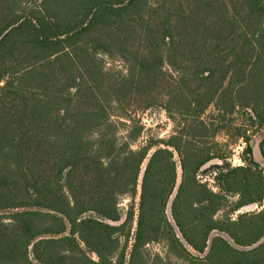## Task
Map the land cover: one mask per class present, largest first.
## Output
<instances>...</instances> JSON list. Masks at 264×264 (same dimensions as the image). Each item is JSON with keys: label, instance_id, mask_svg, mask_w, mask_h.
Masks as SVG:
<instances>
[{"label": "trees", "instance_id": "obj_1", "mask_svg": "<svg viewBox=\"0 0 264 264\" xmlns=\"http://www.w3.org/2000/svg\"><path fill=\"white\" fill-rule=\"evenodd\" d=\"M263 127L264 0H0V264H264Z\"/></svg>", "mask_w": 264, "mask_h": 264}, {"label": "rangeland", "instance_id": "obj_2", "mask_svg": "<svg viewBox=\"0 0 264 264\" xmlns=\"http://www.w3.org/2000/svg\"><path fill=\"white\" fill-rule=\"evenodd\" d=\"M106 65L108 67H113L112 69L123 70L124 64L120 60L106 59ZM143 125L144 132L141 139L136 142L133 147H137L139 144L145 143L150 139L167 138L172 132L174 123L167 115L166 111L158 106L151 107L145 110H140L137 115ZM264 139V127L260 129L251 139V144L253 146V158L259 162L260 166L264 170V147H261V141ZM245 147V142L240 140L237 142L232 149L231 154L226 159L214 158L207 162L199 171V177L203 181H207L213 189L217 190V181L215 177L220 172V170H226L231 166L243 165L246 161L243 159L244 156L249 157V154H244L243 149ZM181 177V169L178 168V180ZM127 200L124 199L122 206L126 207ZM264 204V200H263ZM258 203H252L236 211L233 216H236L241 212H252L261 209ZM150 253L154 256L160 253L161 255L167 257L166 248L161 244H151L149 246ZM175 262V260H174ZM174 264V263H172ZM178 264V263H177Z\"/></svg>", "mask_w": 264, "mask_h": 264}, {"label": "water", "instance_id": "obj_3", "mask_svg": "<svg viewBox=\"0 0 264 264\" xmlns=\"http://www.w3.org/2000/svg\"><path fill=\"white\" fill-rule=\"evenodd\" d=\"M261 241H262V240L258 241V242L256 243V245L259 244Z\"/></svg>", "mask_w": 264, "mask_h": 264}]
</instances>
